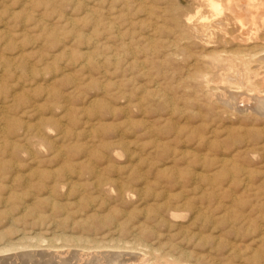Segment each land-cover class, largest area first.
Wrapping results in <instances>:
<instances>
[{
	"label": "rangeland",
	"instance_id": "1",
	"mask_svg": "<svg viewBox=\"0 0 264 264\" xmlns=\"http://www.w3.org/2000/svg\"><path fill=\"white\" fill-rule=\"evenodd\" d=\"M203 1L0 2V246L127 247L41 242L0 264H264V115L195 81L220 45L178 23Z\"/></svg>",
	"mask_w": 264,
	"mask_h": 264
},
{
	"label": "bare ground",
	"instance_id": "2",
	"mask_svg": "<svg viewBox=\"0 0 264 264\" xmlns=\"http://www.w3.org/2000/svg\"><path fill=\"white\" fill-rule=\"evenodd\" d=\"M204 1L206 2L205 5L207 7V14H205V15L202 14L201 11L197 8L193 12L192 16L188 15L187 18L183 22H181L182 21L181 20L180 21L181 23L180 22L178 23V25H180V27L184 29L188 38L192 41H195V44H196V42H198V44H200L202 46V48H204V49L208 48V47H214L215 48L216 45L217 46L220 45L219 50L211 51L210 53H206L205 55H202V58L200 56L201 59L208 60L209 66H207L208 68H206L205 70H201V69L196 70L195 76H194L195 81L198 80L207 87H209V84L214 83L216 85V86L212 85L214 87L213 88L214 90L217 88L221 89V88L225 87V88H231V89H236L237 91H241L245 95V98H241L240 100L238 98L239 102L236 103V105L238 104V107H236L237 109L234 108L232 110L234 112H237V110H239L241 113H250L251 109L254 108L257 110L256 113L258 115H264V98L262 97V95L264 94V0H204ZM200 9L202 10V8H200ZM187 11H184V12H187ZM189 11H191V10H189ZM175 12L176 11H174V13ZM174 13H173V15H174ZM175 15H174V17H175ZM189 43H191V41ZM173 48H174V46H173ZM194 48H195V45H194ZM10 58H12V57H10ZM200 58H198V62L199 61L202 62V60H200ZM194 62H196V61H194ZM205 67H206V65H205ZM217 69L224 71V75L216 77L214 75V72ZM31 82H33V81H31ZM213 89L211 88L212 91H213ZM157 90H158V88H157ZM236 92H234V93H236ZM249 94H252V96H250ZM219 95H220L219 97H222L224 99L226 98L225 93H221ZM213 96H215V95H213ZM238 96H240V94H234V95L229 94L227 96V98L231 99L233 102V100ZM219 97H216V98L219 99ZM210 99H208V101ZM212 99H213V97H212ZM227 102H228V100H227ZM226 109L227 108H225V110ZM225 110H222V111H225ZM227 111H228V109H227ZM230 112H232V111H230ZM227 115H225V116H227ZM231 115H233V114H231ZM239 115H240V113H239ZM167 116H168V114H167ZM225 116H223V117H225ZM248 117H250V116L247 115V119H248ZM261 117H263V116H261ZM35 144H33V145H35ZM27 208H25V209L27 210ZM31 210H32V208H31ZM90 218H91L90 216L87 217V219H90ZM102 224H104V223H102ZM116 227H118V226L113 225L114 229ZM52 233H50L51 236L49 238L52 237ZM20 235H19V238L16 237L17 236L16 235V236H13V237L3 241V243L1 244L2 246H0V254L16 252L19 250L23 251L26 249H33V251H35L34 249H38L40 246L39 243H41V242H46L45 246H46L47 253H48V251L50 249L57 248L53 244V243H55V241H60L64 246H67V247L80 248L81 250L85 249L86 251L89 249L91 250V249H109V248H111V249H125V248H127L117 241L109 242V243H99L93 239H80V238H75V237L67 236V235L64 236V234L63 235L59 234L57 236H55V234H54V236L51 239H46V240H43L44 237L41 235H38V233H37V235H34L33 237H31V235H30V237L25 236V234H22V236H20ZM85 250L82 252H85ZM149 254H150V259L153 260V263H156V264H180L179 262H175L174 260L172 261V260H167L164 257L163 258L158 257L153 252L151 253V251L149 252ZM55 255H56V253H55ZM30 256H32V255L30 254ZM50 256H52V254ZM104 257L107 258L106 256H104ZM108 257H110V256H108ZM116 259H118V258H116ZM170 259H171V256H170ZM146 260H147V258H146ZM176 260H178V259H176ZM91 263H93V261H91ZM113 264H123V263L122 262H115Z\"/></svg>",
	"mask_w": 264,
	"mask_h": 264
}]
</instances>
